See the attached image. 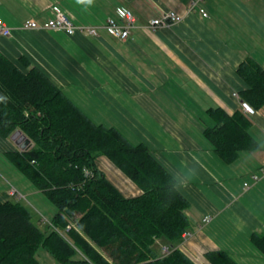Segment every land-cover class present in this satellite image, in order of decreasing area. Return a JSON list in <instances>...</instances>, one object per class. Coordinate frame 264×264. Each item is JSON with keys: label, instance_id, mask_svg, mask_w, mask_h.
Masks as SVG:
<instances>
[{"label": "crops", "instance_id": "obj_1", "mask_svg": "<svg viewBox=\"0 0 264 264\" xmlns=\"http://www.w3.org/2000/svg\"><path fill=\"white\" fill-rule=\"evenodd\" d=\"M192 1L0 0V18L12 29L0 34V51L20 67L23 58L40 67L97 124L149 147L190 202V235L179 245L187 257L210 264L207 252L225 250L237 264H264L251 241L264 233V106L253 115L242 110L249 84L237 71L249 57L264 66V0H201L191 8ZM54 4L98 35L22 27L27 19L43 23ZM121 6L138 17L124 40L103 26ZM173 9L181 21L151 26ZM216 107L248 117L258 151L240 150L233 163L214 151L203 132L216 125L207 111ZM0 145L4 153L21 150L11 137L0 135ZM96 163L126 197L142 194L109 157ZM13 190L0 185L1 199H19Z\"/></svg>", "mask_w": 264, "mask_h": 264}, {"label": "trees", "instance_id": "obj_2", "mask_svg": "<svg viewBox=\"0 0 264 264\" xmlns=\"http://www.w3.org/2000/svg\"><path fill=\"white\" fill-rule=\"evenodd\" d=\"M25 57V56H24ZM239 74L249 88L242 97L264 106V66L249 57ZM0 135L20 129L31 140L8 159L57 207L47 230L20 199L0 197V264H44V248L60 264H196L179 245L191 227L190 202L175 177L145 143L134 144L115 127L97 124L38 66L20 67L0 51ZM216 120L203 133L227 163L240 150L258 151L250 120L242 112L207 110ZM106 155L143 191L126 197L98 169ZM164 238L171 247L155 248ZM264 254V233L252 240ZM210 264H237L225 250L209 251Z\"/></svg>", "mask_w": 264, "mask_h": 264}, {"label": "built area", "instance_id": "obj_3", "mask_svg": "<svg viewBox=\"0 0 264 264\" xmlns=\"http://www.w3.org/2000/svg\"><path fill=\"white\" fill-rule=\"evenodd\" d=\"M201 0H193L191 3V8H194L198 5ZM51 11L53 15L48 17L43 23L39 22L34 19H27L22 23V27L24 28H33V29H52L56 31H64L69 35H74L78 33H86L88 35L96 36L98 35V29L95 26L90 25H78L74 22L69 14L63 12L62 8L59 5L54 4L51 6ZM117 17H109L107 18L106 22L104 23V28L107 29L108 33L112 34L120 39H127L130 35L131 27L136 23L138 20L137 15L129 8L121 6L116 9ZM200 12L203 16H207V12L203 7H200ZM183 18L182 14H179L177 11L168 10L161 14V16L152 18L149 20L151 26L153 28L165 26L171 23L179 22ZM12 33V29L6 24V22L0 18V34L4 36H9ZM241 107L242 110L246 111L248 114L253 115L256 112V109L246 100H241ZM264 162V160H263ZM261 170L264 172V163L261 167ZM257 179V175L253 176ZM11 194L18 196L16 191L13 190ZM211 220V216L208 215L204 216V222H209ZM190 235L189 232H185L183 234L184 238L186 239ZM171 247L166 245L162 248L164 254L170 252Z\"/></svg>", "mask_w": 264, "mask_h": 264}, {"label": "rangeland", "instance_id": "obj_4", "mask_svg": "<svg viewBox=\"0 0 264 264\" xmlns=\"http://www.w3.org/2000/svg\"><path fill=\"white\" fill-rule=\"evenodd\" d=\"M5 1H10V3L11 1L14 2V0ZM60 7L63 12L67 13V10L63 6L60 5ZM67 14L74 19L71 13ZM0 149V185L7 187V189L10 187H16L19 191V199L31 209L34 215V220L43 230H47L52 217L57 211V207L42 191L35 188L23 172H20V170L8 159L6 154L3 152L5 148H3L2 145H0ZM30 191L34 193H30ZM165 244H167V241L164 238H159L154 246L162 253V248L166 246ZM162 254H164V252ZM38 257L44 264H60L56 262L52 255H50L48 251L44 250V248L39 249Z\"/></svg>", "mask_w": 264, "mask_h": 264}, {"label": "water", "instance_id": "obj_5", "mask_svg": "<svg viewBox=\"0 0 264 264\" xmlns=\"http://www.w3.org/2000/svg\"><path fill=\"white\" fill-rule=\"evenodd\" d=\"M11 138L21 150H26L32 145V140L20 129H17L15 132H13Z\"/></svg>", "mask_w": 264, "mask_h": 264}, {"label": "clouds", "instance_id": "obj_6", "mask_svg": "<svg viewBox=\"0 0 264 264\" xmlns=\"http://www.w3.org/2000/svg\"><path fill=\"white\" fill-rule=\"evenodd\" d=\"M7 98L6 97H4V96H0V101H4V100H6Z\"/></svg>", "mask_w": 264, "mask_h": 264}]
</instances>
